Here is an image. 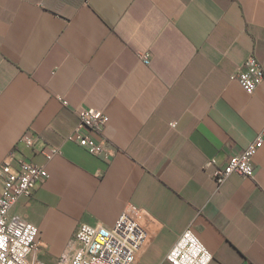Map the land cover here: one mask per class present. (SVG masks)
Here are the masks:
<instances>
[{
  "label": "crops",
  "instance_id": "crops-1",
  "mask_svg": "<svg viewBox=\"0 0 264 264\" xmlns=\"http://www.w3.org/2000/svg\"><path fill=\"white\" fill-rule=\"evenodd\" d=\"M252 55L264 69V0H0V166L48 172L10 212L39 229L34 264L124 213L149 234L137 264H169L190 227L210 264H264V144L253 178L218 186L205 168L264 133V81L248 94L232 79ZM83 108L109 118L108 159L67 141Z\"/></svg>",
  "mask_w": 264,
  "mask_h": 264
},
{
  "label": "built area",
  "instance_id": "built-area-1",
  "mask_svg": "<svg viewBox=\"0 0 264 264\" xmlns=\"http://www.w3.org/2000/svg\"><path fill=\"white\" fill-rule=\"evenodd\" d=\"M140 60L150 64L151 54H140ZM232 79L238 81L248 94H253L264 81L263 66L252 55ZM63 104L68 105L65 101ZM78 120L67 141L78 144L94 156L108 159L107 148L100 138L109 121L108 116L94 108H83L78 111ZM175 126L176 123H173L172 127ZM39 139L38 135L28 132L20 143L31 147ZM263 144L264 133L225 165L211 159L205 168L218 186L233 175L253 178L256 172L254 158ZM59 153L58 148L50 147L47 159ZM12 157L13 154L0 166V180L3 182L0 196V264H34L39 251V229L26 220L11 216L10 212L20 198L34 196L37 188L47 180L48 172L44 167L26 161H21L19 171L14 172ZM149 239L147 230L127 213L121 215L112 229L84 223L76 230L78 247L73 255H64L55 264H137ZM212 260L213 254L191 227L180 236L166 257L169 264H210Z\"/></svg>",
  "mask_w": 264,
  "mask_h": 264
}]
</instances>
